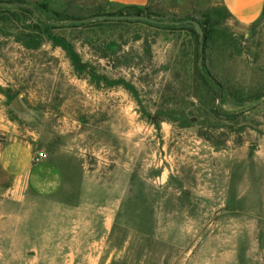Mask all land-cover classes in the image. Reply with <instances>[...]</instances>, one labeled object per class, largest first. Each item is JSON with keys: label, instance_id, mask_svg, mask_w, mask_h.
Here are the masks:
<instances>
[{"label": "rangeland", "instance_id": "374dc122", "mask_svg": "<svg viewBox=\"0 0 264 264\" xmlns=\"http://www.w3.org/2000/svg\"><path fill=\"white\" fill-rule=\"evenodd\" d=\"M28 1L86 25L0 27V264H264V15Z\"/></svg>", "mask_w": 264, "mask_h": 264}, {"label": "trees", "instance_id": "16d2710c", "mask_svg": "<svg viewBox=\"0 0 264 264\" xmlns=\"http://www.w3.org/2000/svg\"><path fill=\"white\" fill-rule=\"evenodd\" d=\"M152 2L150 0L149 4ZM110 4V3H109ZM113 6L112 4H110ZM137 6H114L119 10L110 17H143L147 11V7ZM40 6L28 0H0V27L10 29L11 33L20 34L21 37L29 38L36 34L38 39L51 40L57 38L55 31L59 28H73L83 27L86 24L77 25L74 23L76 18L67 16L64 20H57L56 18H45L40 11ZM60 17L59 15H56ZM134 20H118V21H101L104 24L108 23H125ZM203 26V24H201ZM190 32L196 39V48L200 46V36L197 34L196 28L191 23ZM0 28V29H1ZM205 31V38L208 34ZM12 35V34H7ZM204 38V39H205ZM210 39V38H209ZM208 40V38H207ZM198 58H201L200 49H197ZM199 59L194 61V71L197 78V83H205L206 77L201 71V64Z\"/></svg>", "mask_w": 264, "mask_h": 264}, {"label": "crops", "instance_id": "0c3cea01", "mask_svg": "<svg viewBox=\"0 0 264 264\" xmlns=\"http://www.w3.org/2000/svg\"><path fill=\"white\" fill-rule=\"evenodd\" d=\"M113 6L145 7L150 0H107ZM223 9L240 26L248 27L257 23L264 15V0H219ZM53 172L56 176V189L65 187V171L55 166Z\"/></svg>", "mask_w": 264, "mask_h": 264}, {"label": "water", "instance_id": "95a60500", "mask_svg": "<svg viewBox=\"0 0 264 264\" xmlns=\"http://www.w3.org/2000/svg\"><path fill=\"white\" fill-rule=\"evenodd\" d=\"M146 18L143 17H102V18H96L95 20H144ZM194 26L196 27V30L199 34L202 35V29L200 25L196 22H193Z\"/></svg>", "mask_w": 264, "mask_h": 264}, {"label": "built area", "instance_id": "2783aa9c", "mask_svg": "<svg viewBox=\"0 0 264 264\" xmlns=\"http://www.w3.org/2000/svg\"><path fill=\"white\" fill-rule=\"evenodd\" d=\"M45 157H46L45 154L44 153H41L39 156H37L35 158V163L36 164L41 163L44 160Z\"/></svg>", "mask_w": 264, "mask_h": 264}]
</instances>
